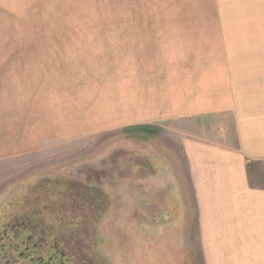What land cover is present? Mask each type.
<instances>
[{
    "label": "rangeland",
    "instance_id": "1",
    "mask_svg": "<svg viewBox=\"0 0 264 264\" xmlns=\"http://www.w3.org/2000/svg\"><path fill=\"white\" fill-rule=\"evenodd\" d=\"M224 108L264 144V0H0V202L41 177L97 185L101 264H205L178 140ZM261 239L232 264H264Z\"/></svg>",
    "mask_w": 264,
    "mask_h": 264
},
{
    "label": "crops",
    "instance_id": "2",
    "mask_svg": "<svg viewBox=\"0 0 264 264\" xmlns=\"http://www.w3.org/2000/svg\"><path fill=\"white\" fill-rule=\"evenodd\" d=\"M217 111L199 112L207 118L194 121L186 137L178 140L177 175L189 211L183 236L194 230L205 264H232L233 258H256L262 249L264 187L256 184L253 166L263 161L264 144H258L254 128L245 140L236 122L226 125L232 109L224 108V116Z\"/></svg>",
    "mask_w": 264,
    "mask_h": 264
},
{
    "label": "flooded vegetation",
    "instance_id": "3",
    "mask_svg": "<svg viewBox=\"0 0 264 264\" xmlns=\"http://www.w3.org/2000/svg\"><path fill=\"white\" fill-rule=\"evenodd\" d=\"M102 196L61 177L11 190L0 202V264H101L92 239Z\"/></svg>",
    "mask_w": 264,
    "mask_h": 264
}]
</instances>
